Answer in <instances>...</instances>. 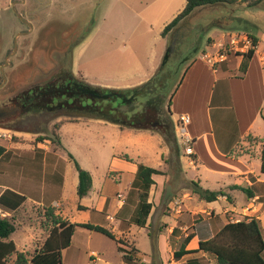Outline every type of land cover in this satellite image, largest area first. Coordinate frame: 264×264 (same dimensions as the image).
I'll return each instance as SVG.
<instances>
[{"label": "rangeland", "instance_id": "374dc122", "mask_svg": "<svg viewBox=\"0 0 264 264\" xmlns=\"http://www.w3.org/2000/svg\"><path fill=\"white\" fill-rule=\"evenodd\" d=\"M184 7L185 0H0V104L12 102L25 89L46 83L62 70L95 86H139L147 81L150 69L162 64L172 39L178 44L173 47L168 65L171 69L182 65L195 48L199 50L190 63L211 52L207 60L224 54L228 56L227 63L234 66L243 58L241 54L251 48L252 35L261 40L264 50V2L253 8L245 4L197 8L176 30L162 37L165 27ZM210 38L220 41V46L211 50L209 46L214 41L208 43ZM245 38L249 39V48L244 47ZM185 67L187 64L183 70ZM233 74L242 75L239 69ZM206 88V83L202 84L196 94L199 111ZM174 98L171 108L166 101L160 109L155 130L121 128L102 120L48 112L20 114L0 122V146L8 151L0 160V183L15 187L21 173L34 174V178L44 182L46 162L44 183L46 188L55 189L46 194L44 202L49 203L44 206L30 202L10 215L0 210V216L11 218L16 227L10 239L17 251L9 258L10 263L16 260L17 253L28 258L33 255L53 226L54 218L47 217V213L54 209L55 217L71 223L110 229L118 239L139 251L138 264H188L201 257L205 264H217L209 253L180 260L174 254L190 234L195 237L186 249L196 250L201 238L213 237L228 222L252 216L239 207L246 202L243 193H237L235 201L220 197L207 203L193 192L194 158L180 142L177 122L172 117ZM69 154L93 178V187L83 199L77 196L78 172ZM139 164L162 173L155 177L156 184L150 190L153 208L144 228L131 222L139 202V189L133 185ZM26 182L30 190L34 181ZM208 186L211 191L216 188ZM56 199L60 200L52 201ZM80 204L90 210L79 211ZM230 206L234 208L228 211ZM122 207L127 212H120ZM253 217H259L264 235V214ZM32 233L33 243L29 240V244L21 245L20 241L30 239ZM93 251L100 254L99 258L93 256V264H101V260L129 264L121 259L113 240L82 228L76 230L71 246L63 251V264H91L89 254Z\"/></svg>", "mask_w": 264, "mask_h": 264}, {"label": "trees", "instance_id": "16d2710c", "mask_svg": "<svg viewBox=\"0 0 264 264\" xmlns=\"http://www.w3.org/2000/svg\"><path fill=\"white\" fill-rule=\"evenodd\" d=\"M263 2L264 0H186L183 11L165 27L162 37L176 30L180 23L191 16L197 8L222 4L230 6L245 4L247 7L253 8ZM171 41L162 64L148 81L139 86L126 89L95 86L73 76L70 72H62L45 85L33 89L29 94L30 98L26 102L25 109L32 113L48 112L75 118L102 120L127 129L155 130L160 109L166 101L171 108L176 92L194 63V61L191 63L189 61L199 50V48H195L182 62V65L171 69L168 65L174 52L173 47L178 44L176 39ZM211 41L210 38L208 43ZM251 43V48L241 54L243 58L239 70L242 74L247 72L254 57L258 39L252 36ZM186 64L187 67L183 70ZM222 64H227V61ZM170 125L172 126L173 123L171 122ZM247 139L251 144L256 143V139L252 136H248ZM7 154L8 151L0 146V160ZM69 157L78 172L77 196L79 199H83L88 196L93 187V178L89 171L81 168L72 154H69ZM261 161V172L264 174V144ZM157 175H162V173L155 168L144 164H139L137 167L133 185L139 189V202L131 222L140 228L146 226L153 208V204L149 202V195L152 186L156 184L154 176ZM192 184L193 192L207 203L216 202L220 197L230 199L224 191L204 189L195 181ZM233 189L242 191L248 198L254 197L251 188L235 186ZM26 200V196L8 189L0 196V210L16 212ZM52 210L50 209V214L47 213V217L54 218L53 226L43 245L38 247L30 258L24 253H17L13 263H10L9 258L16 253L17 249L16 244L10 238L15 233L16 227L11 218L0 216V264H63V251L71 246L73 236L78 228L102 234L113 240L122 260L129 264L139 263L137 257L139 251L136 248H131L123 239H118L110 229L89 223H71L62 217H55ZM79 210L87 209L79 205ZM194 237V233L186 237L180 250L174 254L177 260L204 252L213 255L217 264H264V235L258 218L252 217L238 222H228L213 237L201 238L198 249L187 250L186 246ZM205 261L204 257L195 258L188 264H205Z\"/></svg>", "mask_w": 264, "mask_h": 264}, {"label": "crops", "instance_id": "0c3cea01", "mask_svg": "<svg viewBox=\"0 0 264 264\" xmlns=\"http://www.w3.org/2000/svg\"><path fill=\"white\" fill-rule=\"evenodd\" d=\"M252 23L254 24V22ZM256 27L259 28L257 25ZM220 36L222 35L219 34L218 38ZM252 36L258 39V46L245 74L241 76L233 74L234 71H238L242 58H239L234 66L229 63L223 65L222 63L227 61L228 56L225 55L222 61L216 63L213 60H207L211 56V52H206L207 55L195 60L187 71L174 98L176 105L171 112L176 122L184 115L191 118V123L188 126V134L193 139L194 152L191 181L198 182L202 188L207 190L209 189L208 185H213L216 187L214 191L227 192L230 201L236 200L237 193H243L233 187L251 188L254 197L248 198L243 193L246 196V202L239 207L241 210H246L245 214L253 217L258 216L259 213L264 214V174L261 172V154L264 144V50H262L261 40L257 36ZM215 40L212 39L213 46H209L211 50L218 48L221 44L220 41ZM242 52H245V48L242 49ZM159 66L160 64L156 68L150 69V74L146 76L147 81ZM204 83L207 88L202 97V110L199 111L196 109V94ZM248 136L255 138L256 143L251 144L247 139ZM43 170L46 183L48 173L46 162L43 163ZM135 172H137V166ZM32 175L34 174H29V177L28 174L21 173L19 183L17 182L15 187L0 183V196L8 189L26 196V202L18 210H22L30 202L39 206L48 204L49 200L44 202L45 196L55 189H51L52 186L46 188L44 182H40ZM26 179L36 183L39 181V184H35V186L34 182H31L30 191L29 185H26ZM57 200L60 199L52 201ZM81 206L90 210L88 206ZM246 206L249 208L247 209ZM124 208L122 207L119 211L127 212V208ZM135 208L136 206L133 211ZM231 208L234 206L226 209L229 211ZM3 212L10 215L17 211ZM256 218L259 219V217ZM24 232L28 233V229H25ZM48 236L49 234L37 248L43 245ZM32 237L34 238L33 233ZM31 238L22 239L20 244H29V240L33 243L34 239ZM93 256L99 258L100 254L95 251L90 252L89 261L91 264L96 263V258ZM101 264L111 263L101 260Z\"/></svg>", "mask_w": 264, "mask_h": 264}, {"label": "flooded vegetation", "instance_id": "af4514ba", "mask_svg": "<svg viewBox=\"0 0 264 264\" xmlns=\"http://www.w3.org/2000/svg\"><path fill=\"white\" fill-rule=\"evenodd\" d=\"M20 18V17H19ZM20 20L22 21V22H24V23H26L29 27H30V29L32 30L33 29V27L32 26H30L27 22H25L24 20H23V18L21 17L20 18ZM29 33V32H28ZM28 33H22V35H26V34H28ZM16 41V40H15ZM15 50V49H14ZM17 50V49H16ZM15 50V51H16ZM11 56H9L7 59H6V62H5V66H7L8 65V60H9V58H10ZM62 72H70V73H72L71 71H66V70H62L61 72H59L58 74H60V73H62ZM1 73H2V76H3V80H4V82H6L7 81V78H6V76H5V74H4V69L3 68H1ZM58 74H56V76L58 75ZM72 75H73V73H72ZM73 76H75V75H73ZM55 77V76H54ZM76 77V76H75ZM48 82V81H47ZM46 82V83H47ZM46 83H44V84H42V85H35V86H31V87H29V88H27V89H25L23 92H21L19 95H17V97L15 98V99H13V101L12 102H9V103H7V104H0V106H12V105H16L17 107H19V109H20V113L18 114V115H29V114H36V113H32V112H29L27 109H25V106H26V102L29 100V98H30V93L33 91V89H35V88H37V87H39V86H43V85H45ZM2 85H0V87H1ZM42 113V112H41ZM18 115H16V116H14V117H17ZM14 117H7V118H2V116L0 117V122H5V121H9V120H11L12 118H14Z\"/></svg>", "mask_w": 264, "mask_h": 264}, {"label": "built area", "instance_id": "2783aa9c", "mask_svg": "<svg viewBox=\"0 0 264 264\" xmlns=\"http://www.w3.org/2000/svg\"><path fill=\"white\" fill-rule=\"evenodd\" d=\"M245 40H246V45L244 47L249 48V45H248L250 44L249 39L245 38ZM235 42L236 40H234L233 43L235 44ZM224 56H225L224 54H220L214 58L211 57L210 59L217 63L220 60L222 61V59H224ZM190 123H191V118L187 115H184L179 118V120L176 123V126H177V131L179 133L178 136H179L181 144L184 146L187 154L192 156L194 155L193 148H192L193 139L188 134V126L190 125Z\"/></svg>", "mask_w": 264, "mask_h": 264}, {"label": "water", "instance_id": "95a60500", "mask_svg": "<svg viewBox=\"0 0 264 264\" xmlns=\"http://www.w3.org/2000/svg\"><path fill=\"white\" fill-rule=\"evenodd\" d=\"M16 49H17V40L15 41V50ZM19 113H20V109L16 105L0 106V117L2 116V118L14 117L18 115Z\"/></svg>", "mask_w": 264, "mask_h": 264}]
</instances>
